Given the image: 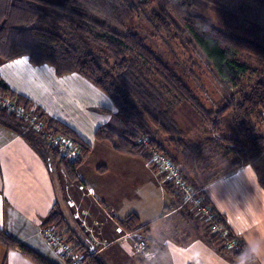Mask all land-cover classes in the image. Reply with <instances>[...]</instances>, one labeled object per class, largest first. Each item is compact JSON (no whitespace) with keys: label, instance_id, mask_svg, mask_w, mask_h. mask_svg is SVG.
I'll return each mask as SVG.
<instances>
[{"label":"trees","instance_id":"1","mask_svg":"<svg viewBox=\"0 0 264 264\" xmlns=\"http://www.w3.org/2000/svg\"><path fill=\"white\" fill-rule=\"evenodd\" d=\"M258 2L264 5V0ZM198 3L215 12H231L208 0H196L195 4ZM195 4L189 0H144L137 5L132 0H0V67L6 62L28 57L34 66H52L57 76L79 73L111 99L118 109L116 118L128 125V129L117 128L111 123L101 125L95 131L96 141L109 143L120 155L147 163L170 197L169 204L153 222L143 224L135 213L118 220L125 230L141 234L149 250H159L158 264H166L169 256L167 241L176 245L190 243L187 231L171 223L179 219L187 226L200 229V239L216 254L232 264H241L240 253L248 244L231 229L226 216L216 208L204 186L224 172L252 165L264 188V71L258 73L247 62L248 58H253L264 64V46L218 29L195 11ZM144 6L153 7L147 20L155 37L161 38L163 32L171 33L174 27L188 34L191 43L233 88L225 107L218 112L205 109L186 85L184 75L164 61L148 38L130 29L131 22ZM91 45L103 49L106 54L92 50ZM248 74L255 79L243 86L241 77ZM155 76L159 82L154 80ZM1 100L8 101L15 110H22L24 116L11 111ZM184 102L194 106L216 135L222 131L225 113L231 112L232 126L246 137V144L234 138L208 137L198 146L180 137L181 131L172 113ZM99 111L109 112L104 108ZM28 117H35L44 130L69 138L78 147L79 159L71 161L63 156L43 133L30 125ZM0 128L20 135L46 164L52 178L58 181V169L62 168L68 181H79L78 168L89 157L92 147L70 126L49 118L32 100L13 91L1 77ZM202 149L211 157L213 168H199L195 162V155ZM154 151L169 158L179 168L186 182L210 208L221 230H214L203 216L183 204V192L154 167L151 161ZM236 157L238 161L229 165ZM206 170L212 174L204 177ZM162 221L169 222L168 227L152 237L153 227ZM43 228H52L63 235L84 256L85 264H108L91 240L79 236L58 204L49 213ZM0 243L21 250L38 264H51L2 228ZM137 261L147 264L145 258L139 256Z\"/></svg>","mask_w":264,"mask_h":264},{"label":"crops","instance_id":"2","mask_svg":"<svg viewBox=\"0 0 264 264\" xmlns=\"http://www.w3.org/2000/svg\"><path fill=\"white\" fill-rule=\"evenodd\" d=\"M0 77L13 91L44 109L48 117L74 129L92 147L91 153L97 150L106 154L99 158L100 161L87 165L90 153L78 168L79 181L71 183L61 169H58L57 181L20 135L0 128V228L51 264H66L48 244L43 233V223L58 204L64 216L69 213L72 221L69 223L81 238L92 233L98 253L108 264H112V256L109 257L108 253L114 249L122 264H139L133 242L120 240L116 232L118 220L135 213L143 224L153 222L169 204L170 198L158 175L147 163L116 153L109 143L112 152H107L106 142L96 141L94 135L99 126L108 123L116 126L114 119L118 111L111 99L79 73L57 76L52 66H34L28 57L2 64ZM103 108L109 112L99 111ZM86 166L90 169V177L82 172ZM204 191L238 236L248 245L259 242L264 246V188L252 165L222 173L205 185ZM153 192L158 201L149 219L146 208L135 205L137 209L124 208L129 202L134 204L135 200L145 202ZM148 212L151 213L150 210ZM160 223L164 226L155 236L151 234L152 237L169 224L162 221L155 226ZM198 245L194 249L193 246L184 249L166 242L169 252L171 249L177 252L192 249L196 255L190 262L232 264L203 241ZM258 263L264 264V254ZM0 264L38 263L26 257L21 250L0 243Z\"/></svg>","mask_w":264,"mask_h":264},{"label":"rangeland","instance_id":"3","mask_svg":"<svg viewBox=\"0 0 264 264\" xmlns=\"http://www.w3.org/2000/svg\"><path fill=\"white\" fill-rule=\"evenodd\" d=\"M142 1L144 0H132V2L135 3L136 5L142 3ZM195 1L196 0H189V2L192 4H195ZM200 1H204V0H200ZM208 1L220 6L224 10L231 12L227 14H224L222 12H215L211 10L209 7L202 5L201 3L195 4L194 6L195 11L200 15L204 16L211 24L216 26L218 29L230 35H233L237 38L251 41L261 46H264V5L260 4L258 0H208ZM152 11H153V7L151 8L144 6V8L140 10L139 15L136 16L135 19L131 22L130 29L148 38L150 45L153 46L155 51L159 53V55L164 59V61L168 65H170L178 74L184 75L183 79L186 85L191 88L194 97L205 109L211 112H218L220 108H223L228 104V101L233 93V88L230 87L222 79V77L213 68L209 60L197 49L195 45L191 43V38L188 34L183 33L181 30L174 27L171 33L163 32L159 36L161 38H158L157 36L155 37L154 36L155 31L153 30L152 26L147 20V18L150 16V13ZM45 27L50 28L49 26H45ZM91 49L98 52L101 55L106 54L103 49L95 47L93 45H91ZM247 62L252 68L257 69L258 73L264 71V64L261 63L260 61L253 58H248ZM241 78H242L243 86H247V84L251 83L255 79V77H252L250 74L244 75ZM154 80L159 82V78L156 76L154 77ZM1 101L3 102L5 100H1ZM36 118L39 121L38 116H36ZM172 118L174 119V121L178 125V128L181 131L180 137L187 139L198 146H201L204 143L205 139L208 137L234 138V139H239L242 142H244V144H246V137L238 134L234 129V127L232 126L231 112L225 113L223 117L222 131L220 132V134L217 135L211 132V128L205 123L202 116L199 114V112L194 108V106L190 102H184L180 106H178L173 111ZM28 120L30 125L34 127L37 131L41 133L43 132L51 133L46 129L44 130V126L42 124L36 123L35 117H28ZM114 122L116 125L115 127L120 129H128V125H126L119 118L115 117ZM45 138L48 140L47 137ZM75 146L77 147V145ZM104 146L107 152H112V149H110V146L107 143L104 144ZM105 155L106 154L99 153L97 150L93 151L90 155L91 159H89L87 165L100 161L99 158H104ZM195 156H196L195 162L197 163V165H200L199 168L201 167L205 169L213 168L214 166L213 161L209 159L211 157H208L203 149L200 150V152ZM234 161H238V157L232 159L228 164L230 165ZM183 163L186 164V166H188V163L185 160L183 161ZM60 169L63 170L62 168ZM82 172L88 175V177L91 176V172L88 166L83 167ZM211 174L212 171L210 170L203 171L204 177H207ZM157 201L158 200L153 192L148 195V199L145 202L140 200H135L134 204L132 202H129L127 205L124 206V208L137 209L139 208V206H141L142 208H146L147 209L146 215L147 218L149 219L150 217H152L154 213L153 208L156 207ZM122 210L120 211L122 212ZM148 210H150L151 213L148 212ZM192 210L196 214H198L195 208L192 207ZM65 216L68 219V221L72 223L71 217L68 212L66 213ZM171 223H174L175 225H179V227L183 231L184 230L187 231L186 234H189L191 237L189 245H176L173 243L175 246H179L180 248H184V249L185 248L190 249V247L193 246L194 249L200 245V244L198 245V242L202 241L200 239L202 233L200 229L187 226L184 223L183 219L174 220V222ZM174 224H171V226ZM117 225L120 224L117 223ZM162 226H164L162 223L155 226L153 228L152 236H155L156 232ZM125 232H129V231L125 230ZM84 233L86 234V232ZM84 233L83 236H86L88 234L87 233L85 235ZM91 235L92 233H90V235L88 234L89 240H91L94 246L96 247L97 246V243H95L96 239L92 238ZM88 236H86V238H88ZM119 236H120V240H127V238H122L121 234ZM108 255L109 257L112 256V264H122L119 254H116V249L110 251ZM193 255L196 254L192 249L189 251H183L182 249H180L179 252H177V250L175 249L174 250L171 249L166 264H186L192 261ZM138 256L141 257L140 255L137 254V257Z\"/></svg>","mask_w":264,"mask_h":264},{"label":"built area","instance_id":"4","mask_svg":"<svg viewBox=\"0 0 264 264\" xmlns=\"http://www.w3.org/2000/svg\"><path fill=\"white\" fill-rule=\"evenodd\" d=\"M2 103L11 111H16L18 115L24 116L22 110H15L14 106L8 101H3ZM43 133L44 136L48 138V142L61 151L63 156H65L68 160L76 161L79 159L80 154L78 147H76L69 138L62 135H55L52 132ZM151 161L154 167L159 170V173L165 176L167 181L172 182L180 192H183L184 205L187 204L195 208L197 213L205 218L206 222L213 225L214 230H221V227L216 223L210 208L204 204L199 193L194 191V189L186 182L180 173L179 168L169 158L157 151H154ZM116 232L119 235L121 234L122 238L130 239L133 242L136 253L142 258H144L145 251H155L159 253L158 249H148V243L141 234L125 232L120 225H117ZM43 233L48 244L56 252V254L65 261L66 264H85L84 256L78 253L59 232H56L52 228H44Z\"/></svg>","mask_w":264,"mask_h":264},{"label":"clouds","instance_id":"5","mask_svg":"<svg viewBox=\"0 0 264 264\" xmlns=\"http://www.w3.org/2000/svg\"><path fill=\"white\" fill-rule=\"evenodd\" d=\"M262 254H264V246L259 242H253L240 253L241 264H256ZM144 258L147 264H158V253L155 251H145Z\"/></svg>","mask_w":264,"mask_h":264}]
</instances>
